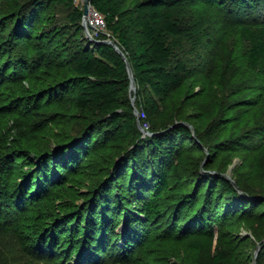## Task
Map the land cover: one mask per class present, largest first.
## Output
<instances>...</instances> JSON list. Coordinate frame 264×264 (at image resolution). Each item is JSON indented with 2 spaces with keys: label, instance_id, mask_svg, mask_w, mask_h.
<instances>
[{
  "label": "trees",
  "instance_id": "1",
  "mask_svg": "<svg viewBox=\"0 0 264 264\" xmlns=\"http://www.w3.org/2000/svg\"><path fill=\"white\" fill-rule=\"evenodd\" d=\"M89 1L104 16L110 33L100 32L92 42L80 35L83 10L75 0H19L9 4L11 14L21 17L14 31L17 40L31 42L32 38L48 37L35 22L41 20L48 6L56 4L70 9L69 24L75 37H81L68 53L63 49L35 50L34 57L52 69L48 74L53 80L39 92L14 99L11 106L16 109L9 110L16 119L18 114L30 124L37 122L35 114L20 112L23 102H32L36 111L48 113L62 105L57 111L64 106L75 110L77 129L54 136L50 143L40 142L37 136L44 138L50 132L53 136L54 127L63 128L57 117L49 118L40 129L36 128L38 123L34 124L33 134L27 128L19 129L7 147L9 158H27L34 166L64 148L59 156L69 154L65 165L68 175L79 176V185L85 189L79 188L78 194L84 198L81 205L59 203L63 212H53L42 221L45 215H33L34 202L44 199L54 204L60 184L68 185L73 176L58 173L57 177L44 161L45 170L36 166L19 178H12V170L11 178L4 182L9 166L0 156V230L28 227L38 259H62L67 264H135L138 257L150 264H176L170 261L173 257L180 264H199L202 242L215 237L218 224L249 215L250 207L264 203L262 194L249 190L242 180L232 181L222 171L198 169L199 157L186 154L191 150L202 152L194 144L191 128H169L186 121L174 115L169 122L159 124L162 106L194 77L187 61L175 60V52L188 39L205 42L203 32L186 31L178 23L173 4L181 0H141L131 7H127L128 0ZM257 2L233 0L232 7L252 18L246 20L262 23H245L237 31L249 43L247 69L264 73V12L256 11ZM259 14L262 17L255 18ZM52 34L58 43L73 38L65 29ZM108 39L117 43L133 69L135 106L153 132L146 139L140 138L131 97L128 99V93L133 92L125 60L105 42ZM54 55L58 56L55 63ZM54 67L65 73H55ZM203 140L213 153L218 151L213 146L222 149L233 138ZM185 159L188 165L182 168ZM208 163L211 156L205 165ZM32 220H40V225L34 227ZM230 259L229 253L221 251L212 257V264H229ZM256 264H264V253L258 255Z\"/></svg>",
  "mask_w": 264,
  "mask_h": 264
},
{
  "label": "rangeland",
  "instance_id": "2",
  "mask_svg": "<svg viewBox=\"0 0 264 264\" xmlns=\"http://www.w3.org/2000/svg\"><path fill=\"white\" fill-rule=\"evenodd\" d=\"M16 1L19 0H0V156L7 159L5 162L9 166L3 181L6 182L11 178L9 173L12 170L14 171L12 178L28 175L36 166H42L45 170L44 161L48 163V169L57 177L58 175L73 176L68 185L60 184L54 204L45 202L44 199L34 202V217L41 218L42 214L45 215L42 221H46V215L63 212L59 203L74 202L81 205L84 202V198L78 194L79 188L82 187V184L79 185L80 177L75 174V176L68 175L66 170L68 152L62 157L59 154L63 153L64 148L55 151L33 166L27 158L10 160L7 147H10L12 138L19 129L22 131L27 128L28 133L33 134L34 124L38 123L36 128L40 129L52 116L61 121L59 123L63 128L53 126L55 133L53 136H51L52 132L44 138L43 135H38L40 142L50 143L54 140V136L75 131L78 126L73 115L76 112L65 106L63 110L57 111L62 105L54 106V110L50 113L39 112L34 109L32 102L30 104L23 102L19 106V111L28 114L34 111V121H37L27 124L15 114L17 120L9 110L16 109L15 105L11 106L14 99L39 92L50 80H53L48 74L52 69L47 68L44 62L34 57L35 50L63 49L68 53L73 51V47L81 37H75V32L69 24L70 9L56 4L48 6L41 15V20L35 22L40 32L45 31L48 37L43 40L32 38L31 42L15 39L14 31L19 28L21 17L11 14L9 4ZM140 1L128 0L127 7ZM84 3L85 0H75V5L82 10ZM232 5L233 0H219L214 4L181 0L173 4L176 19L181 27L186 31L203 32L205 42L188 39L176 50L175 60L187 61L194 71V77L187 80L185 85L175 91L170 100L162 106L158 121L159 124L167 123L174 115L186 121L194 134V144L203 152L191 150L186 153L199 157L198 169L201 171L211 169V173L222 171L224 176L232 181L242 180L249 190L262 194L264 200V73L247 69L249 43L237 31L239 25L245 23H262L246 20L252 18L244 16L242 11L238 12ZM255 5H257L256 11L260 14L264 12V0H258ZM261 17V15L255 16L259 19ZM59 29L70 31V36L73 37L70 42L58 43V38L54 34L50 36L53 31ZM87 29L82 21L80 35L92 42L96 35L91 31L87 34ZM102 32L108 36L110 34L107 30ZM53 60L54 63L57 62L58 56L54 55ZM53 70L60 75L65 73L55 67ZM133 95L134 93L131 95L128 93V99L130 100ZM144 118L141 113L140 125L143 129L138 127L142 139L153 135L145 134V132H153L151 127L145 124ZM246 129L248 131L245 133ZM208 131L210 134H207ZM210 137L216 141L228 138L233 140L222 149L213 146V149L218 151L212 153L205 146L204 140L202 142L203 138L210 139ZM210 156L211 163L205 165ZM1 162L3 163L2 160ZM186 165L188 161L185 159L182 168ZM63 181L60 180V183ZM48 189H51L50 186ZM84 189L82 187L80 190ZM249 213L243 217L223 221L216 226L215 237L202 242V250L198 253L199 264H212V257L221 251L231 255L229 264H256L258 255L264 253V203L253 205ZM35 221H31L32 225H40V220ZM28 232L29 228L26 226L19 227L17 231L0 230V264H67L62 259H38L32 250L35 239H31ZM170 261H177L176 264H180L175 257L170 258ZM135 264L150 263L144 257H138Z\"/></svg>",
  "mask_w": 264,
  "mask_h": 264
},
{
  "label": "water",
  "instance_id": "3",
  "mask_svg": "<svg viewBox=\"0 0 264 264\" xmlns=\"http://www.w3.org/2000/svg\"><path fill=\"white\" fill-rule=\"evenodd\" d=\"M89 2L90 1L87 0V4ZM85 13H86V10H85ZM83 25L86 27L85 20H83ZM86 33L89 34V30L88 29H87V32ZM105 42L108 43V44H110V45H112L119 52V54L123 57V59L125 60V63H126V66H127L128 75H129V79H130V92H133L134 93V95L131 96V103H132V106L134 107V114L137 117L138 126L140 127V129H143L141 127V125H140L141 112L135 106L137 85H136L135 76H134V73H133V69L131 67V64L128 61L127 57L125 56L124 52L120 49V47L117 45V43L114 40L108 39ZM177 125H184V126H187V127L190 128V125L188 123L181 122V121H178V122L174 123L169 128H171L173 126H177ZM145 134H150L151 135L153 133L145 132Z\"/></svg>",
  "mask_w": 264,
  "mask_h": 264
},
{
  "label": "built area",
  "instance_id": "4",
  "mask_svg": "<svg viewBox=\"0 0 264 264\" xmlns=\"http://www.w3.org/2000/svg\"><path fill=\"white\" fill-rule=\"evenodd\" d=\"M86 10V13H85ZM83 20L92 34L98 35L100 32L106 30V21L104 16L98 12L90 2L87 4V0L84 3Z\"/></svg>",
  "mask_w": 264,
  "mask_h": 264
}]
</instances>
